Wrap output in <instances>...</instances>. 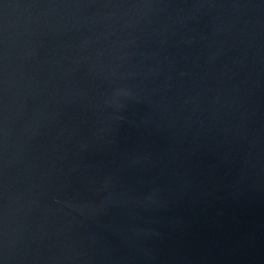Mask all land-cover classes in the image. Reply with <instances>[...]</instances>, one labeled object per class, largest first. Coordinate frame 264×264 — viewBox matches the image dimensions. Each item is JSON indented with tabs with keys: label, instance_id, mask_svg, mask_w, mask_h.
Wrapping results in <instances>:
<instances>
[{
	"label": "water",
	"instance_id": "95a60500",
	"mask_svg": "<svg viewBox=\"0 0 264 264\" xmlns=\"http://www.w3.org/2000/svg\"><path fill=\"white\" fill-rule=\"evenodd\" d=\"M0 264H264V0H0Z\"/></svg>",
	"mask_w": 264,
	"mask_h": 264
}]
</instances>
